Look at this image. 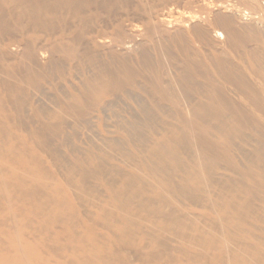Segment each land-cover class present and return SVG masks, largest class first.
Returning a JSON list of instances; mask_svg holds the SVG:
<instances>
[{
	"label": "bare ground",
	"instance_id": "6f19581e",
	"mask_svg": "<svg viewBox=\"0 0 264 264\" xmlns=\"http://www.w3.org/2000/svg\"><path fill=\"white\" fill-rule=\"evenodd\" d=\"M191 1L0 0V264H264V0Z\"/></svg>",
	"mask_w": 264,
	"mask_h": 264
},
{
	"label": "rangeland",
	"instance_id": "374dc122",
	"mask_svg": "<svg viewBox=\"0 0 264 264\" xmlns=\"http://www.w3.org/2000/svg\"><path fill=\"white\" fill-rule=\"evenodd\" d=\"M196 9H197L196 5L191 0H187V2L183 4L181 7V11L185 13H192L196 11Z\"/></svg>",
	"mask_w": 264,
	"mask_h": 264
}]
</instances>
